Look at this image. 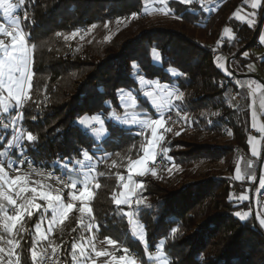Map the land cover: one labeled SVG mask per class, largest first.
<instances>
[{
	"label": "trees",
	"instance_id": "1",
	"mask_svg": "<svg viewBox=\"0 0 264 264\" xmlns=\"http://www.w3.org/2000/svg\"><path fill=\"white\" fill-rule=\"evenodd\" d=\"M144 1L35 0L33 4L27 0L24 10L28 19L22 20V27L30 46L35 45L34 75L32 100L22 111L24 126L38 136L28 155L37 166L62 172L59 165L52 164L53 160L79 157L80 150L87 148L94 155L98 177L90 202L94 221L100 226L94 231L95 238L117 240L146 264L141 244L133 237L123 215L129 208H118L113 200V195L118 197L122 190L120 176H128L130 162L143 156L142 146L149 139L147 133L140 135L136 127L109 120L112 110H120L117 89L132 90L138 96L140 110L155 116L135 80V62L138 75L183 91L185 102L180 115L188 113L190 117V124L179 135L170 132L165 144L175 169L164 168L156 176L148 173L135 177L137 183L143 184L139 194L144 199L135 218L144 227L149 251L154 252L155 245L164 239L166 254L173 262L264 264V229L255 219L252 203L236 199L248 189V184L233 178L236 149L246 153L249 149L250 113L232 107L228 98L231 89H238L231 82L232 77L249 75L250 59L244 53L259 20L264 21V0L253 26L236 16L240 10H250L248 0H221L211 13L205 12L197 1L185 6L170 0L167 6L172 11L161 19L143 14ZM132 15L142 17L132 18L120 28V22ZM167 25L171 29H165ZM89 29L93 30L89 37L64 39L72 32ZM225 30L230 31L231 39L222 37ZM57 32L62 35L57 36ZM218 41L229 58L231 75L218 69L212 59L211 46ZM154 53L158 62L153 60ZM261 69L263 74L256 79L264 84V55ZM170 71L183 75L174 77ZM109 101L111 104L107 105ZM85 114H102L109 121V134L103 140L94 141L75 122ZM33 115L37 116L35 121L31 119ZM205 159H224L226 170L193 175L194 167ZM229 193L233 194L231 202ZM249 210L247 222L234 214ZM38 221V213L25 218L27 231L22 233L19 250L21 264H32L31 246ZM85 224L81 213L73 210L54 228L46 243L51 240L61 245L58 264H71V245L88 234ZM173 227L177 228L176 233L170 231Z\"/></svg>",
	"mask_w": 264,
	"mask_h": 264
},
{
	"label": "snow or ice",
	"instance_id": "2",
	"mask_svg": "<svg viewBox=\"0 0 264 264\" xmlns=\"http://www.w3.org/2000/svg\"><path fill=\"white\" fill-rule=\"evenodd\" d=\"M27 0H0V15L7 23L0 22V264H21L20 249L22 248L21 240L24 239L22 233L27 231L25 228V218L31 219L34 214H39V222L35 224V235L32 239L31 260L32 264H57L59 260V250L61 245L55 244L49 240L48 248L51 252L48 253L47 248L43 253L38 254L36 249L37 244L41 240H48L47 233L53 231L52 225L63 223L67 219L69 213L73 211L75 205L73 202H66L63 198V189L67 188L72 191L70 201H81L78 208L79 213L88 214L89 223L84 225L85 230L91 232L98 229L100 226L94 222L91 216L92 208L89 207L94 193L90 190L91 180L95 165L92 163L94 155L90 154L87 148H82L79 157H68L66 159H56L52 161L53 165H59L63 171L57 175L55 169L46 172L42 167H34V162L28 155L30 146H34L38 141V136L24 126V113L22 111L24 105L32 100L30 92L33 88V56L32 47H29L24 29L22 27V19L16 15L18 9L24 8ZM34 4L35 0H31ZM181 5L191 6L196 0H177ZM161 4L167 5L168 0H160ZM206 0H199L201 7H204ZM247 3V0H245ZM262 7L261 0H252L251 8L259 9ZM171 12L170 7L167 8ZM252 17L256 16V12L251 13ZM28 19L27 12L24 13L23 20ZM255 21L250 22V26L254 25ZM94 28L95 25H92ZM57 36L62 35L57 32ZM77 32H72L71 35H65L64 39L70 40L75 38ZM83 37H81L82 39ZM264 39V37H262ZM245 56L248 53H244ZM224 69V65H218ZM251 67V66H250ZM132 69L134 74L139 73V66L133 62ZM229 75L231 71L227 70ZM173 76H180L183 73L178 71L172 72ZM138 83L143 85L154 84L153 90L146 91L143 94L149 98L153 108L157 110L159 119H152L146 111L140 110L138 96L130 89H117L116 95L118 106L123 111V114L116 112L109 113V120H115L124 125L141 126L140 135H144L143 129L151 130V139L147 140L146 146L143 147V156L129 164V175L120 176V183L124 191L119 193L117 197L113 195L115 205L133 207V200L137 206L132 211H124L123 215L127 218V222L132 226V234L143 243L144 251L147 254L148 260H158L160 264H182L180 261L173 262L166 254L165 241L160 239L155 245L156 254L149 251L148 242L146 240L144 227L139 224L136 217L141 209L139 206L144 204L143 198H138V189L143 188L142 183L134 181V175L144 176L148 171L155 175V170L149 168L157 160V148L165 139L164 135L158 134V130L171 131V128H165V111L171 112L175 109L177 115L182 111V105L185 102V93L180 91L178 87H171L169 84H163L159 81H152L143 75H138ZM238 85L240 81H236ZM223 86V85H221ZM251 90V96L255 97L259 92L264 96V84L257 83L253 88V84L247 86ZM125 95L127 99H125ZM48 99L47 96L44 97ZM110 105L111 102H106ZM255 100L253 99L249 105L251 128L255 129L261 137L264 138V124L257 126V111L254 107ZM15 106L17 111L15 114L11 112ZM37 107L39 105L37 104ZM260 108L264 109V99L260 102ZM129 109H132L136 114L130 115ZM219 115V113H212ZM33 121L37 119L36 115L31 117ZM94 141H99L102 137L109 134L107 127L108 120H105L102 114L82 115L75 121ZM212 123V121H209ZM180 133L177 132L176 135ZM231 134V133H229ZM250 153L252 157H261L260 140L256 136H251L248 140ZM98 147V146H97ZM168 148H162L161 152L164 157L168 156ZM171 159V158H169ZM26 166V167H25ZM248 167L252 168V161H249ZM234 179L244 181L246 175L241 172L239 166L235 170ZM102 175V174H101ZM47 177L55 181L60 187H53L52 184H42L40 180H35L32 177ZM247 179L256 181L255 174L247 176ZM259 188L256 192L264 197V175L258 180ZM99 187V185H96ZM79 190V194L75 191ZM248 190L241 193L236 199L240 203L250 199L247 194ZM233 199V194L229 193V200ZM41 201L43 203H41ZM150 207V206H149ZM50 214V217L48 216ZM240 220L247 222L251 215V211L234 213ZM48 219V227L46 232L41 229V224ZM255 219L258 221L260 228L264 229V218L258 213L255 214ZM83 224V221H81ZM172 233L177 232V228L173 227L170 230ZM19 237V238H18ZM39 237V239H37ZM108 245H111V250H97L93 238H88L86 241L81 238V242L77 244L73 242L71 245V264H138L137 258L130 254L128 247L121 249L118 241L112 238H105ZM122 251L123 254L116 255L115 253Z\"/></svg>",
	"mask_w": 264,
	"mask_h": 264
},
{
	"label": "rangeland",
	"instance_id": "3",
	"mask_svg": "<svg viewBox=\"0 0 264 264\" xmlns=\"http://www.w3.org/2000/svg\"><path fill=\"white\" fill-rule=\"evenodd\" d=\"M170 0H168V2H169ZM198 3H199V0H196ZM220 1L221 0H206V3H205V6L203 7V10L205 11V12H207V13H211V12H213V11H215L217 8H218V6H219V3H220ZM251 2H252V0H248V4H249V6H250V10L249 11H245V10H240V12H238V13H236V16H237V18L239 19V20H241V21H243V22H246V23H248L249 25H250V22L252 21V20H254L255 21V23H254V25L257 23V19H258V17H259V10H260V8L259 9H252L251 8ZM261 4H262V1H261ZM144 5H145V10H144V13L143 14H147V15H149V16H151V17H154V18H159V19H161V18H163V16H166V15H169V12L167 11V8H168V3H167V5H165V4H161L160 3V0H145L144 1ZM253 11H255L256 12V16L255 17H252L251 16V13L253 12ZM136 17H142V16H136V15H132V16H130L129 17V19L127 20H122V22H120L122 25H119L120 26V28H122L123 26H125L128 22H129V20H132V18H136ZM260 21H262V26H261V29H262V27H263V24H264V21L262 20V19H260L259 20V22H258V25H259V23H260ZM257 25V26H258ZM164 26V25H163ZM166 26V25H165ZM253 26V25H252ZM171 29V27L170 26H168L167 25V27H165V29ZM257 28V27H256ZM256 28H255V30H256ZM261 29H260V32H261ZM109 30V29H108ZM110 31H108V33H109ZM260 32L258 33V35H257V38H256V40L254 41V42H252V40H251V42H250V44H248L247 46H246V53H248V58L250 59V65L248 66V69L250 68L252 71H253V73H255V74H257V75H255L254 77L256 78V76H261L263 73H262V69H260V68H258V67H256L255 66V63H254V61H253V58L249 55V53L251 52V49H253L254 48V45H257V43L258 44H260L262 47H263V45H262V43H260V41H259V35H262V33H263V31H262V33L260 34ZM93 33V30H91V29H89L88 31H83V30H81V31H77V35H76V37L75 38H77L78 40H80L81 39V37H83V38H86V37H89V35L91 36V34ZM113 33V32H112ZM111 33V34H112ZM110 34V35H111ZM224 34H226V35H231V33H230V31H228V30H225L224 32H223V34H222V37H223V35ZM109 35V36H110ZM109 36H107V38H106V40L107 39H109ZM75 38H73V39H75ZM72 39V40H73ZM263 42H264V39H263ZM30 45V44H29ZM221 45H222V42H220V41H218L217 43H215V44H213L212 46H211V48L213 47V46H218V47H220V49H221ZM31 47V46H30ZM257 55L259 56V57H261V59H262V55H264V47L262 48V50H257ZM158 55H157V53H154V56H153V60H154V62L155 61H158L157 59H158V57H157ZM222 57L223 58H225V60L227 61V64H228V70H229V58H228V56L226 55V54H224V53H222ZM220 58V57H219ZM213 59V58H212ZM214 61V60H213ZM216 61V60H215ZM214 61V63H218L219 62V60H217L216 62ZM222 65H224V64H222ZM251 66V67H250ZM226 69H227V67H225ZM224 68V70H226ZM224 72V71H223ZM225 73H228L227 71H225ZM251 76H253V75H251ZM80 81H84V78L83 79H81ZM258 81V80H257ZM259 82V81H258ZM232 91H234V90H232ZM231 91V92H232ZM236 91V90H235ZM230 92V93H231ZM231 100V99H230ZM232 101V100H231ZM232 102H234V101H232ZM239 102H241V97H240V101ZM152 106V105H151ZM153 110L155 111V116H153V115H150L147 111V113H148V115H149V117L150 118H152V119H159L160 117L157 115V110L156 109H154L153 108ZM113 112H116V113H118V114H123V113H120V111H117V110H112ZM111 111V112H112ZM256 111H257V126L259 127L261 124H263L264 122H263V117L262 116H260L261 114L258 112V110L256 109ZM168 112L167 111H165V116H164V119H165V117H166V114H167ZM129 114L130 115H135L136 113L133 111V110H129ZM178 116L179 117H181V119H178ZM115 121V120H114ZM115 122H117V121H115ZM263 122V123H262ZM117 123H119V122H117ZM119 124H121V123H119ZM190 124V117H189V114L188 113H184V114H182V115H180V113H179V115H177V112H176V110L174 109V123L172 124V125H170V126H168L167 124H166V119H165V128H171L172 130L171 131H166L167 132V134L165 135V139L160 143V145L158 146V148H157V153L159 154V152L161 151V149L162 148H166L165 147V144L167 143V141H168V136H169V134H170V132H173V131H175V135H176V133L177 132H181L186 126H188ZM121 125H123V126H126V127H128L129 128V125H124V124H121ZM134 127H136V128H138L140 131H142V129H141V126L139 125V124H136V125H134ZM161 131H163V130H158V134H160V132ZM143 132L144 133H147L148 135H149V137L151 138V130L150 129H143ZM230 133V132H229ZM227 134V137L230 139L231 138V134ZM105 138V136L104 137H102L99 141H101V140H103ZM145 146H146V144H145ZM236 150H238V153H237V157L239 158V159H244L245 158V156H246V152H244V151H242V150H240V149H236ZM158 156V155H157ZM167 159L169 160L168 161V165L166 166V168L168 169V170H174L175 169V166H174V164L172 163V161H171V159H169V156L167 157ZM219 161V162H218ZM218 161H214V160H209V159H205V160H201V161H199V163H197V165L194 167V169L192 170V173H193V175H195V176H199V175H201V174H203L204 172H206V171H216L217 169H221V170H226V161L224 160V159H221V160H218ZM92 163L94 164V165H96V163H95V161H92ZM235 169V168H234ZM94 171L95 172H92V176H94L95 177V179L94 180H92L91 181V184H90V190L91 191H93L94 190V187H95V184H96V182H97V179H98V177H97V172H96V169L94 168ZM152 174V172L151 171H148L146 174ZM233 174H234V172H233ZM128 175H129V173H128ZM157 174H155V175H153V176H156ZM264 175V174H263ZM137 176H139V175H134V181L137 183V181L135 180V177H137ZM127 177H125V179H126ZM34 179V178H33ZM35 180H40V179H35ZM40 182L42 183V184H45L42 180H40ZM188 182H194V180H189ZM122 190H124L123 188H122ZM121 190V191H122ZM138 193H139V189H138ZM77 194H79V192H77ZM138 198H141V196H140V194H139V197ZM91 202V201H90ZM89 202V207H91V203ZM41 203H43L42 201H41ZM80 204H81V201H76L75 202V207H74V209L73 210H78V208H79V206H80ZM134 207H135V200H133V207L132 208H129V210L130 211H132V210H134ZM92 208V207H91ZM243 213V212H242ZM48 216L50 217V214H48ZM91 216L94 218V216H93V210H92V213H91ZM81 218L86 222V224L87 223H89V216H88V214H81ZM39 222V221H38ZM95 222V221H94ZM60 224V223H59ZM59 224H54V225H52V227L54 228L56 225H59ZM47 227H48V219H45V221L41 224V229L42 230H47ZM94 231H95V229L93 230V231H91V232H89V231H87V235H88V237L87 238H93V242L95 243V245L97 244L96 242L98 241L96 238H95V234H94ZM37 239H39V237L37 238ZM41 241H45V242H47V240H41ZM101 242V241H100ZM104 243H102L103 245H107V241L106 240H104L103 241ZM121 247V246H120ZM37 249L39 250V248H38V244H37ZM129 250H131V249H129ZM132 251V250H131ZM132 252H134V251H132ZM135 253V252H134ZM116 254V253H115ZM116 255H118V253L116 254ZM133 255V254H132ZM134 256V255H133ZM135 257H138L137 255H136V253H135Z\"/></svg>",
	"mask_w": 264,
	"mask_h": 264
},
{
	"label": "crops",
	"instance_id": "4",
	"mask_svg": "<svg viewBox=\"0 0 264 264\" xmlns=\"http://www.w3.org/2000/svg\"><path fill=\"white\" fill-rule=\"evenodd\" d=\"M175 1H177V0H175ZM16 15H17V13H16ZM0 22H3V23H7V21H5L4 19H3V16L2 15H0ZM262 31H263V33H262ZM262 33V35H259V41H260V43H262V45H263V47H264V42H263V39H262V37H264V24H263V27H262V29H261V32H260V34ZM25 35H26V33H25ZM223 37L224 38H229V39H231L232 38V36L231 35H226V34H224L223 35ZM26 40H27V43H28V45H29V42H28V37H27V35H26ZM29 47H30V45H29ZM157 60H159V59H157ZM217 60H219V62L218 63H215V65L217 66V68L218 69H220L221 71H226V70H224V69H221L218 65H221V64H224V66L225 67H227V70H228V64H227V61L225 60V58H223L222 56H220V58H218ZM216 60V61H217ZM215 61V62H216ZM158 62V61H157ZM226 69V68H225ZM172 72L173 71H170V74L172 75ZM248 76H246V77H240V78H236V77H232V79H231V82L233 83V85H235L238 89H235L236 91H238L239 92V94H240V97H241V102H232L231 100H230V98H229V96H230V93L228 94V98H229V102H230V105L232 106V107H234V108H236V109H238L239 111H242V110H247V111H249V113H250V108H249V105H250V103H251V101L254 99L255 100V105H254V107H255V109H257L258 110V112L261 114L260 116H264V109H261L260 108V102H261V100L262 99H264V96H262V94L261 93H259V92H257L256 93V95H255V97H252L251 96V90L247 87L248 86V84H253V88L255 87V85L257 84V83H259V84H262V83H260V82H258L257 81V79L254 77L255 75H257V74H255V73H253V71L249 68L248 69ZM251 75H253V76H251ZM173 76V75H172ZM174 77H176V76H174ZM135 80L137 81V83H138V75H136L135 76ZM156 81V80H155ZM236 81H240V84H242L243 85V87H241L240 85H238L237 83H236ZM139 84V83H138ZM161 85H163V84H161ZM140 86V85H139ZM171 86V85H170ZM155 87V85L154 84H152V85H149V84H146V85H143L142 87L140 86V89L141 90H143L144 92H146V91H150V90H153V88ZM171 87H173V86H171ZM173 88H175V87H173ZM232 90H234V89H231V91ZM234 90V91H235ZM125 99H127V96L125 95ZM148 101H149V98H148ZM149 103H150V101H149ZM150 105H151V103H150ZM152 108H153V106H152ZM13 109H16V107L15 106H13L12 107V109H11V111L13 110ZM155 109V108H154ZM130 110V109H129ZM132 110V109H131ZM120 111V113H123V111L120 109L119 110ZM113 112V111H112ZM264 122V121H263ZM262 122V123H263ZM264 124V123H263ZM129 127H134V125H129ZM251 136H256L257 137V139L258 140H260V149H261V153H262V155H261V157H252L251 156V153H250V146H249V144H248V140H249V138L251 137ZM106 137V136H105ZM149 139H151L150 137H149ZM148 139V140H149ZM247 144H248V152L246 153V156H245V158L244 159H239L238 157H236V165H235V169H234V174H233V178H234V176H235V174H236V172H235V170H236V168H237V166H239L240 167V169H241V172L243 173V174H245L246 175V179L244 180V181H237V180H235L236 182H238V183H243V184H248V192H247V194L249 195V197H250V199L248 200V201H245L246 203H252V205H253V209H252V212H253V214L255 215V214H259L260 216H261V213H260V211H259V207H258V203H257V198H256V196H257V192H256V189L257 188H259V184H258V180H259V178L264 174V138H262L261 137V134H259L255 129H252L251 128V130H250V133H249V135H248V139H247ZM236 152L238 153V150H236ZM249 161H252V168H249L248 167V163H249ZM219 162V161H218ZM93 172H95V171H93ZM251 174H255V176L257 177V180L256 181H252V180H250V179H247V176H249V175H251ZM251 188H253L252 190H253V195L251 194ZM122 191H124V190H122ZM121 191V192H122ZM243 193V192H242ZM241 195V193L237 196V197H239ZM238 200V199H237ZM239 201V200H238ZM244 203V202H243ZM240 212H243V211H240ZM262 217V216H261ZM263 218V217H262ZM134 219L136 220V218L134 217ZM137 221V220H136ZM138 222V221H137ZM57 226V225H56ZM55 226V227H56ZM54 227V228H55ZM54 228H53V230H54ZM129 228H130V231H131V233H132V226L131 225H129ZM44 231L46 232V230L44 229ZM53 233V231L51 232V233H47L46 232V234L48 235V238L50 237V235ZM133 235V234H132ZM88 235H84L83 236V238H84V240L86 241L88 238ZM133 237L136 239V240H138L139 241V239L137 238V237H135L134 235H133ZM38 238V237H37ZM81 242V239L80 240H78L76 243L77 244H79ZM102 243H104L103 241H101ZM100 241H97L96 243V248H97V250H105V249H108V250H111V245H103L102 243H101ZM140 242V244H141V247H142V250H143V256H144V258H145V261H146V264H160V262L158 261V260H155V259H153V260H148L147 259V254L145 253V251H144V246H143V243L141 242V241H139ZM123 247H121V249H122ZM36 251H37V253L38 254H40V252H39V250L37 249V246H36V249H35ZM118 253V255H121V254H123V252L122 251H118V252H116V254ZM152 254H153V256H155V254H156V251H154V252H151ZM131 254V253H130ZM132 255V254H131ZM133 256V255H132ZM135 257V256H134ZM135 258H137V261H138V264H144L143 262H142V260L139 258V257H135ZM103 258H99L98 259V264H99V261L100 260H102Z\"/></svg>",
	"mask_w": 264,
	"mask_h": 264
},
{
	"label": "built area",
	"instance_id": "5",
	"mask_svg": "<svg viewBox=\"0 0 264 264\" xmlns=\"http://www.w3.org/2000/svg\"><path fill=\"white\" fill-rule=\"evenodd\" d=\"M24 13H25V10L24 8L22 9H18L17 10V15H19L21 17V19L23 20V16H24ZM262 46L260 44L257 43V45H254V48L251 49V52L249 53V55L253 58V61L255 63V66L260 68L261 69V57H259L257 54V50H262ZM222 50L220 49V47L218 46H213L212 47V58L213 60H217L220 56H222ZM230 99L234 102H239L240 101V94L238 91H232L231 94H230ZM166 124L168 126L172 125L174 123V109L171 110V112L167 113L166 114ZM160 134L165 135L167 134L166 131H161ZM30 157V156H29ZM168 157V156H167ZM167 157H164L162 152L160 151L158 156H157V160L155 163L153 164H150L149 165V168L151 169H154L155 170V173L158 174L159 172H161L164 168H166V166L168 165V159ZM32 159V158H31ZM33 160V159H32ZM34 162V161H33ZM26 167V166H25ZM34 167H37V168H41L40 166H37L35 163H34ZM43 168V167H42ZM46 172L48 171H52V169H47V168H43ZM57 175H59L61 172H57ZM32 178L34 179H40L42 180L45 184H52L53 187H60L59 185H57L55 183L54 180L52 179H49L47 177H39V176H33ZM92 181V180H91ZM72 191L73 190H70V189H63V198L65 199L66 202H73L74 205H75V202L76 201H70V197H71V194H72ZM77 192H79V190H76L75 191V194H77ZM257 203H258V207H259V211L261 213V216L264 218V197H261L258 193H257ZM38 248H39V252L40 254L44 252V250L47 248L48 250V253L51 252V249L48 248V244L45 242V241H40V243L38 244ZM130 253L133 254L135 256V253L132 252L130 250ZM60 250H59V257H60ZM57 264H58V261H57Z\"/></svg>",
	"mask_w": 264,
	"mask_h": 264
},
{
	"label": "water",
	"instance_id": "6",
	"mask_svg": "<svg viewBox=\"0 0 264 264\" xmlns=\"http://www.w3.org/2000/svg\"><path fill=\"white\" fill-rule=\"evenodd\" d=\"M261 26H262V21H260L259 25L257 26V28H256V30L254 32V35H253V38H252V42H254L256 40L257 35L260 32ZM238 78H240V77H238Z\"/></svg>",
	"mask_w": 264,
	"mask_h": 264
}]
</instances>
